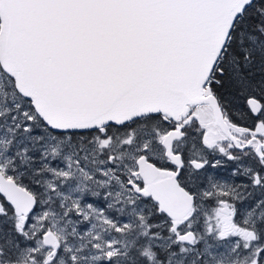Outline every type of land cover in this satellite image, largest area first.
Returning a JSON list of instances; mask_svg holds the SVG:
<instances>
[{
	"label": "snow or ice",
	"instance_id": "6c2138e0",
	"mask_svg": "<svg viewBox=\"0 0 264 264\" xmlns=\"http://www.w3.org/2000/svg\"><path fill=\"white\" fill-rule=\"evenodd\" d=\"M0 264H264V0H0Z\"/></svg>",
	"mask_w": 264,
	"mask_h": 264
}]
</instances>
